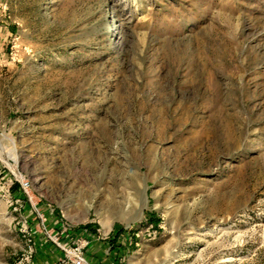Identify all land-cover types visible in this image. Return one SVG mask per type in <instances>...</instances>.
I'll use <instances>...</instances> for the list:
<instances>
[{
    "label": "rangeland",
    "instance_id": "374dc122",
    "mask_svg": "<svg viewBox=\"0 0 264 264\" xmlns=\"http://www.w3.org/2000/svg\"><path fill=\"white\" fill-rule=\"evenodd\" d=\"M264 264V0H0V264Z\"/></svg>",
    "mask_w": 264,
    "mask_h": 264
},
{
    "label": "built area",
    "instance_id": "2783aa9c",
    "mask_svg": "<svg viewBox=\"0 0 264 264\" xmlns=\"http://www.w3.org/2000/svg\"><path fill=\"white\" fill-rule=\"evenodd\" d=\"M86 244L87 242L85 241L77 243L72 248H67L65 245L58 243L64 252V262L69 261L71 264H92L85 253Z\"/></svg>",
    "mask_w": 264,
    "mask_h": 264
}]
</instances>
